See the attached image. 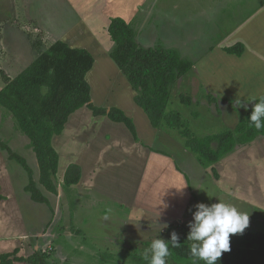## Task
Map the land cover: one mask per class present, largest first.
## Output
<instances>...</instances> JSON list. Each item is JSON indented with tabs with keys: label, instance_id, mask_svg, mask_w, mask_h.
I'll return each instance as SVG.
<instances>
[{
	"label": "crops",
	"instance_id": "obj_1",
	"mask_svg": "<svg viewBox=\"0 0 264 264\" xmlns=\"http://www.w3.org/2000/svg\"><path fill=\"white\" fill-rule=\"evenodd\" d=\"M153 2L154 0H0V5H4L8 12H15V9H19V4H22L24 8L23 20L16 19V17L0 20V35L2 26L8 25L14 30L16 27L22 32L24 40L26 37L30 42V54L35 50V46L38 50L30 58L25 57L24 61L20 53L8 54L9 50H7L5 56L8 55L11 60L6 66L0 65L3 66L5 74L12 79L56 41L64 42L70 47L84 48L89 51L93 57V65L86 73L85 80L90 88L91 104L107 110L111 107L121 110L132 120L136 138L124 123L113 121L106 115L94 116L88 107L82 106L67 117L62 132L54 135L51 139V144L58 155L56 170L58 175L55 174L56 192L46 190L39 181H37V185L41 189L37 187L46 199L52 202H54L53 198L59 203L66 200L64 199L66 188L63 189L65 185L63 178L67 167L70 164H76L80 168V177L77 183L67 186L68 190L85 191L86 194L93 197V200L100 198L110 200L129 209L136 207L141 209L143 206L144 211L153 215L154 219H162V226L176 224L177 230L175 232L183 229L189 233V224L194 221L193 214L197 210L196 205L201 201H198L194 195L195 205L194 202L191 205L192 202L189 203L186 194L182 193L181 190L175 191L176 188L173 184L175 180L179 185L177 189L183 187L182 190L188 189L186 177L171 153L160 146L165 144V136L169 139L168 135L171 130L179 131L164 124L159 128H154L151 125L147 115L134 101L136 92L131 88L126 77L110 57L113 47V42H111L107 31L110 20L119 17L129 23L139 10L144 13L147 9L153 8ZM255 10V14L249 15L238 26L258 27V39L256 40L258 43L256 46L247 44L245 40L237 39L244 44V50L240 56L226 54L222 50L233 45V43L235 44L233 42L229 45H218L214 50H210L211 52H207L206 56L204 55L205 57L196 60L195 63L190 60L193 64L191 70L187 75L181 76L170 87L169 95L171 90L180 88L184 82H187L191 88L195 87V79L197 83L199 82L198 74L203 80L205 98L202 97L198 101L190 95L196 104L201 102L208 106H211V104L216 105L215 98H218L219 95L215 93L216 90L224 92L222 94L223 99H220V102L227 100V96L233 100L235 89L241 91L243 88L248 87L246 83H242L244 80H240V74H242L240 69L243 65L245 69L249 68L246 66L248 61L255 62L252 60L256 58L258 60L264 59V0H258ZM18 17L20 18L19 15ZM146 19L149 20V17ZM148 20L142 18V25H147ZM21 26L24 30L20 28ZM25 27H30L32 32L27 33ZM34 37H38V39L34 40ZM135 40L136 42L140 40L136 33ZM179 55L181 58L186 59L180 53ZM234 81H240L241 86L240 83L234 84ZM0 82L4 84L2 79H0ZM262 83L260 82V85H263L261 89H264V78ZM209 96L211 98H208ZM236 96L243 100L250 98V94L241 95L237 93ZM261 97H264V95ZM258 98L260 96L256 99ZM166 111L175 110H167L166 106ZM9 116L11 114L5 110L3 111L0 107V123L4 125L3 118ZM183 122L185 123L184 120ZM1 129L0 126V133L4 134V130L1 131ZM23 135L26 136L23 132L19 133V136ZM0 137V141L8 145L3 141L4 136L0 134ZM19 156L24 158L20 154ZM6 161L16 162L9 158L5 150L0 149L1 164ZM27 165L32 170V164ZM36 165L39 172L37 159ZM202 166L211 172L214 183L220 185L226 182V185H220L221 191L231 194L232 198H229L230 200L237 199L239 205L242 203L247 204V207H244L246 210L242 212L249 214V226L251 224L255 225V219L260 223L263 222L264 136H258L246 144L236 145L231 152L224 155L217 162ZM21 168L28 178L27 171L22 166ZM169 169L171 171L167 173ZM57 179H59L58 183ZM4 181L5 184L0 182V255L16 250L17 257L27 258L33 253L24 256L23 249H33L36 252L41 250L42 247L39 246L37 240L33 246L28 247L26 245L25 242L29 239V236H27L29 234L24 228L20 227L25 222L20 219V215L17 213L19 209L12 189L14 182L8 175ZM26 184L21 185L24 191ZM246 186L249 188L246 189ZM25 192L28 194L29 199L35 202L31 199L30 193ZM188 193L190 198L193 199L191 189H188ZM62 202L64 203V212L67 209L72 213L67 201L66 204L65 201ZM165 207L168 209L165 214L155 212ZM189 208L193 212L191 217L185 215ZM15 213L19 220L16 219ZM54 217H56V213L52 218ZM56 225L54 224L55 227ZM11 227H20L21 230L19 238L13 244L7 243V240L10 239H8L9 236L6 233ZM67 227H71L69 220ZM52 228L53 224L50 228L48 226V235L53 232ZM1 233H4V235L1 236ZM35 235L39 237H36L37 239L43 236L41 232ZM13 264L31 263L23 260L15 261Z\"/></svg>",
	"mask_w": 264,
	"mask_h": 264
},
{
	"label": "rangeland",
	"instance_id": "obj_2",
	"mask_svg": "<svg viewBox=\"0 0 264 264\" xmlns=\"http://www.w3.org/2000/svg\"><path fill=\"white\" fill-rule=\"evenodd\" d=\"M153 3V8L147 9L144 13L139 10L134 19L128 23L140 39L137 42L139 46L173 49L187 60L189 59L188 61L191 60L195 63L196 60L205 57L207 52L214 50L218 45H229L233 42L235 44L241 43L237 39L245 40L249 45L256 46L258 43V41L256 42L258 39L257 26H238L249 15L256 13L258 0H154ZM23 12L22 4H19V9H15V12H8L4 5H0V20L8 17L23 20ZM147 17H149V20L146 19ZM142 18L148 20L147 25H142ZM20 28L23 29L22 26ZM30 29V27H25L27 33L32 32ZM1 30L0 64L6 66L11 60V57L5 56L7 50H9L8 54L20 53L23 61L30 58L34 52H38L35 46V50L30 54V42H28L25 35L24 40L20 29L18 30L15 27L14 30L6 25L2 26ZM36 39L38 37H34V40ZM252 61L255 62L248 61V64H246L249 68L245 69L243 65L240 69L242 73L240 74V80H244L242 83H246L248 87L242 84L246 88L241 91L235 89L233 100L227 96V100L220 102V99H223L222 94L224 92L216 90L215 93L219 94L218 98H215L216 105L211 104V106H208L201 102L196 104L191 97L196 98L198 101L202 97L205 98L203 80L198 74L199 82L197 83L195 79V87L191 88L187 82H184L180 88L171 90L167 110L179 112L186 126L198 137L232 130L238 120L246 114L248 107L253 105L254 99L264 95V89H261L263 86L262 79L264 78V59L258 60L256 58ZM2 67L0 65V69L4 72ZM237 83H240L241 86L240 81H234V84ZM3 85L5 84L0 82V88ZM237 93L241 95L250 94L249 99H241V102L245 105L244 107L235 104ZM180 95L188 96L191 99L190 104L181 102ZM1 109L4 111V108ZM3 121L4 125L0 123L1 131L4 130L5 132L4 134L0 133L4 136L3 141L16 154L23 156L27 164H32L33 178L37 183L39 172L29 138L24 135L19 136L21 131L12 115L3 118ZM168 137L169 139L166 136L164 137L165 144L160 146L171 153L185 175L187 188L191 189L193 199L190 198L188 189L181 190V192L186 194L189 203L192 202L191 205L193 202L195 205V195L198 201L209 206L221 201L234 205L240 211L246 210L244 207H247V204L242 203L239 205L237 199L230 200L232 198L231 194L221 191V186L226 185L225 181H223L225 183L220 184L221 186L214 183L211 172L199 163L195 154L185 148V138L179 132L171 130ZM169 171L171 169L167 173ZM7 175L14 182L12 189L19 209L17 213L20 215V219L25 222L20 227L24 228L29 234L27 235L29 239L26 240L28 243H25L29 247L35 245L37 240L39 246L42 247L39 251H44L49 256L50 263L132 264L129 255L137 249H142L146 241L152 242L154 239L165 241L171 238L172 233L189 234L183 229L175 232L177 230L176 224L162 226V219H154L153 215L144 211L143 206L141 209L137 207L129 209L110 200L101 198L93 200V197L86 194L85 191L68 190L66 185L63 186V189L66 188V196L64 197L66 200L62 201H65V204L67 201L72 213L67 209L65 213L64 203L62 201L59 203L55 198H53L54 202L47 199L48 203H45L46 205L40 202H32L29 199L28 194L22 187V184L27 183L28 178L18 162L6 161L3 164L0 162V182L5 184L4 179ZM56 175H58V172H56ZM57 180L58 183L59 179ZM173 184L174 188L179 187L177 180L173 181ZM36 186L39 187V185ZM245 188L248 189L249 187L246 186ZM167 211L168 209L165 207L155 212L165 214ZM191 211L192 209L189 208L185 215L191 217V214H193ZM55 213L56 217L52 218ZM15 216L19 220L16 213ZM68 220L71 222L70 228L67 227ZM52 224L53 232L48 235L47 228L48 226L50 228ZM54 224H57L56 227ZM20 227L9 229L6 234L10 240H7V243L13 244L16 242L19 238V232H21ZM167 227L169 233L166 231ZM248 231L264 233V217L261 223L255 219V225L251 224L243 233ZM39 232L43 236L37 239L39 237L35 234ZM242 234L230 235V241ZM3 235L4 233H1V236ZM34 252L33 249H23L24 256ZM149 254L151 255L150 252Z\"/></svg>",
	"mask_w": 264,
	"mask_h": 264
},
{
	"label": "trees",
	"instance_id": "obj_3",
	"mask_svg": "<svg viewBox=\"0 0 264 264\" xmlns=\"http://www.w3.org/2000/svg\"><path fill=\"white\" fill-rule=\"evenodd\" d=\"M107 31L113 42L110 57L136 92L135 103L144 111L154 128L164 124L171 129H177L185 138V147L197 156L200 164L211 165L231 152L236 145L246 144L258 136H264V128L257 130L248 120L255 101L258 102L261 97L248 107L246 114L238 120L232 130L202 137L195 136L183 122L179 112L166 111L170 87L185 75L193 64L181 58L173 49L139 46L133 28L119 17L110 20ZM223 50L228 54L240 56L244 46L238 42ZM92 65L93 57L86 49L70 47L64 42L56 41L14 78H9L0 69L1 79L5 84L0 89V107L12 115L20 131L29 138L39 165L38 181L50 192H56L55 174L58 164V155L51 139L62 132L67 117L75 110L86 106L94 116L106 115L113 121L122 122L136 138L132 120L121 110L115 107L107 110L91 104L90 88L85 75ZM179 98L185 104L191 102L188 96L180 95ZM0 149L5 150L11 160L18 162L27 171L29 177L25 191L30 193L31 199L48 203L36 186L32 170L25 159L2 141ZM79 177V166L70 164L65 171L64 184H75ZM176 235L180 247L172 248L171 238L165 240L171 253L166 258V264H192L189 252L192 242L187 240L188 234ZM150 244L151 242L146 241L142 249H137L129 255L132 264H148L143 258V253ZM48 258L49 256L41 251H36L27 258L17 257L15 250L0 255V264H13L23 260L31 264H57L50 263ZM196 264L205 262L199 260ZM217 264H264V234L247 232L230 241V251L223 253Z\"/></svg>",
	"mask_w": 264,
	"mask_h": 264
},
{
	"label": "clouds",
	"instance_id": "obj_4",
	"mask_svg": "<svg viewBox=\"0 0 264 264\" xmlns=\"http://www.w3.org/2000/svg\"><path fill=\"white\" fill-rule=\"evenodd\" d=\"M235 104L245 106L238 97L235 99ZM248 120L257 130L264 128V97L258 102L255 101ZM183 188L176 189L179 191ZM196 209L187 236V240L192 242L189 248L192 264H196L199 260L204 261L205 264H217L222 254L230 251V235L242 234L248 228L249 214L221 201L210 206L199 203ZM171 247H180L175 233L171 236ZM170 254L168 243L162 239H154L144 250L143 258L148 264H166V258Z\"/></svg>",
	"mask_w": 264,
	"mask_h": 264
}]
</instances>
